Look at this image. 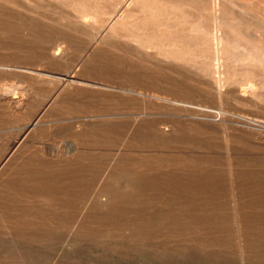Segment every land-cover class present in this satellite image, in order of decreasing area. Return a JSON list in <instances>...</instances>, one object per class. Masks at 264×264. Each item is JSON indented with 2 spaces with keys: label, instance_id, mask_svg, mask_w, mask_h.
Segmentation results:
<instances>
[{
  "label": "rangeland",
  "instance_id": "rangeland-1",
  "mask_svg": "<svg viewBox=\"0 0 264 264\" xmlns=\"http://www.w3.org/2000/svg\"><path fill=\"white\" fill-rule=\"evenodd\" d=\"M143 2L0 0V264H264V0Z\"/></svg>",
  "mask_w": 264,
  "mask_h": 264
},
{
  "label": "bare ground",
  "instance_id": "bare-ground-1",
  "mask_svg": "<svg viewBox=\"0 0 264 264\" xmlns=\"http://www.w3.org/2000/svg\"><path fill=\"white\" fill-rule=\"evenodd\" d=\"M136 2V0H134V3ZM149 2V1H148ZM144 3V2H143ZM145 3H147V0H146V2ZM144 3V4H145ZM212 3V2H211ZM79 4V3H78ZM125 4H126V2H125ZM129 4V3H128ZM136 4V3H135ZM133 6H136V5H133ZM146 6H148L147 4H146ZM151 6V5H150ZM137 7V6H136ZM136 7H133V8H136ZM139 7V6H138ZM149 7V6H148ZM170 7V6H169ZM172 7V6H171ZM211 7V6H210ZM219 7V6H218ZM125 8V7H124ZM149 8H151V7H149ZM154 8H155V6H154ZM127 9V8H126ZM139 9V8H138ZM138 9L136 8V10L135 11H137L138 12ZM145 9V8H144ZM207 9V8H206ZM210 9V8H209ZM211 9H212V7H211ZM140 10V9H139ZM146 10V9H145ZM150 10V9H149ZM152 10H153V7H152ZM152 10H150V11H152ZM157 10V9H156ZM171 10V9H170ZM213 10V15H214V20H215V33H214V35H213V37H214V41H212V42H214V54H213V60L215 61V63L214 64H216L215 66V71L213 72L214 73V75H215V78H216V84H217V86H218V88H219V91H218V94L217 95H219V101H221V100H223L222 99V96H223V90H222V88L224 87V61H225V57H224V55H223V51H224V49H223V46H222V37L220 36V15H219V10H221V9H219L218 10V8L214 5V8L212 9ZM123 11V10H122ZM142 11V10H141ZM150 11H149V13H150ZM154 11H155V9H154ZM119 12V11H118ZM121 12V11H120ZM136 12V14H140V13H137ZM143 12H147V11H144L143 10ZM156 12H158V11H155L153 14H157ZM163 12V11H162ZM166 11H164V13H165ZM221 12V11H220ZM114 13H115V11H114ZM126 13V12H125ZM159 13V12H158ZM210 13V12H209ZM223 13H224V11H223ZM113 14V13H112ZM118 14V16H119V13H117ZM134 14V13H133ZM142 14V13H141ZM140 14V15H141ZM162 13H159V15H161ZM168 14H170V13H168ZM173 14V13H172ZM178 14V13H177ZM90 15V14H89ZM114 15V14H113ZM135 15V14H134ZM164 15H166V14H164ZM171 15V14H170ZM174 15H175V13H174ZM180 15V14H179ZM117 16V15H116ZM123 16V15H122ZM128 16V15H127ZM130 17H131V15H129ZM128 16V17H129ZM167 16V15H166ZM181 16V15H180ZM38 17V16H37ZM36 17V18H37ZM85 17V16H84ZM89 17V16H88ZM115 17V16H114ZM179 17V16H178ZM95 18V17H94ZM111 18V17H110ZM109 18V19H110ZM127 18V17H126ZM132 18V17H131ZM180 18H182V17H180ZM45 19H47V18H45ZM45 19H43V21L45 20ZM91 19V18H90ZM96 19H97V17H96ZM117 19V18H116ZM115 19V20H116ZM179 19V18H178ZM49 21L51 20V19H48ZM112 20V19H111ZM123 20V19H122ZM184 20V19H183ZM225 20V19H224ZM47 21V20H46ZM53 21V20H52ZM51 21V22H52ZM78 21V20H77ZM161 21V20H160ZM193 21V20H192ZM192 21H190V22H192ZM45 22V21H44ZM43 22V23H44ZM56 22H58V21H56ZM94 22V21H93ZM92 22V23H93ZM97 22V21H96ZM99 22V21H98ZM98 22H97V24H98ZM46 23H48V25L50 26V24H49V22H46ZM45 23V24H46ZM72 23H73V21H72ZM75 23V22H74ZM108 23V22H107ZM195 23V22H194ZM222 23V22H221ZM55 24V23H54ZM81 24H82V22H81ZM116 24H117V22H116ZM129 24V23H128ZM162 24H164V23H162ZM166 24V23H165ZM224 24V23H223ZM63 25H65V24H63ZM91 25V24H90ZM105 24H103V26H104ZM169 26L170 25H172V24H168ZM197 25V24H196ZM53 26V25H52ZM93 26H94V24H93ZM102 26V25H101ZM108 26V25H107ZM112 26H113V24H112ZM111 26V27H112ZM133 26V25H132ZM147 26V25H146ZM162 26H164V25H162ZM165 26H167V25H165ZM173 26V25H172ZM199 26V25H198ZM200 26H202V25H200ZM67 27H68V25H67ZM105 27V26H104ZM153 28H154V26H152ZM175 27V26H174ZM191 26H189V28H190ZM79 28V27H78ZM88 28V27H87ZM92 28V27H91ZM94 28V27H93ZM97 28V27H96ZM148 28V27H147ZM146 27H145V29H147ZM172 28V27H171ZM202 28V27H201ZM200 28V29H201ZM76 29V28H75ZM104 29V28H103ZM137 29H139V28H137ZM170 29V28H169ZM194 29H196V28H194ZM198 29V28H197ZM208 29V28H207ZM213 29V28H212ZM96 30V29H95ZM110 30H111V28H110ZM199 30V29H198ZM203 30V29H202ZM79 31V30H78ZM92 31V30H91ZM98 31V30H97ZM99 31L101 32V30L99 29ZM200 31V30H199ZM209 31V30H208ZM79 32H81V31H79ZM116 32V31H115ZM206 33H207V31H205ZM78 33V32H77ZM81 33H83V32H81ZM80 33V34H81ZM96 33H98V32H96ZM117 33H119V32H117ZM84 34V33H83ZM94 34V33H93ZM108 34H111V33H108ZM113 34V33H112ZM120 34V33H119ZM202 34V33H201ZM96 35V34H95ZM115 35H117V34H115ZM122 35V34H121ZM124 35V34H123ZM123 35L121 36V38L123 37ZM178 35V34H177ZM189 35H192V34H189ZM197 35H199V34H197ZM81 36H84V35H81ZM93 36V35H92ZM92 36H91V38H92ZM125 36H126V34H125ZM162 36V35H161ZM160 35H159V37H161ZM167 35H165V37H166ZM181 36H184V35H181ZM188 36V35H187ZM88 37V36H87ZM94 37V36H93ZM103 37V36H102ZM120 37V36H119ZM128 37H130V36H128ZM154 37H156V36H154ZM204 37V36H203ZM89 38V37H88ZM101 38V37H100ZM123 38H125V37H123ZM132 37H130V39H131ZM227 38V37H226ZM85 39V38H84ZM99 39V38H98ZM104 39V38H103ZM129 39V38H128ZM133 39V38H132ZM131 39V40H132ZM137 39V38H136ZM206 39V38H205ZM205 39L204 40H200V42L201 41H205ZM64 40V39H63ZM62 40V41H63ZM67 40V39H66ZM88 39L86 38V40L85 41H87ZM101 41H102V39H100ZM224 40V39H223ZM82 41H83V39H82ZM84 41V42H85ZM96 41V40H95ZM99 41V40H98ZM149 41V40H148ZM150 41H152V40H150ZM227 41V40H226ZM225 41V42H226ZM68 42V41H67ZM89 42H91V41H89ZM88 42V43H89ZM97 42V41H96ZM95 42V43H96ZM104 42V44H106V41H103ZM175 41H173V43H174ZM54 43H56V42H54ZM62 43L63 42H60V44L62 45ZM69 43V42H68ZM101 43V42H100ZM99 43V44H100ZM165 43H167V42H165ZM178 43H180V42H178ZM197 43H199V42H197ZM52 44V43H51ZM80 44H83V43H80ZM86 44V43H85ZM92 44V43H91ZM109 44V43H108ZM136 44V43H135ZM206 44V43H205ZM224 44V43H223ZM60 45V46H61ZM103 45V44H102ZM101 45V46H102ZM138 45V44H137ZM156 45V44H155ZM154 45V46H155ZM164 45V44H163ZM175 45V44H174ZM186 45V44H185ZM188 45V44H187ZM194 45H197V44H194ZM193 45V46H194ZM226 45H228V46H230L229 44H226ZM234 45V44H233ZM83 46V45H82ZM99 46V45H98ZM112 46H114V45H112ZM141 46L142 45H140V46H138V47H140L141 48ZM153 46V47H154ZM156 46H158V44L156 45ZM155 46V47H156ZM191 46H192V44H191ZM190 46V47H191ZM198 46H200V45H198ZM209 46V45H208ZM207 46V47H208ZM239 46V45H238ZM58 47H59V45H58ZM70 47H71V45H70ZM79 47H80V45H79ZM143 47V46H142ZM186 47V46H185ZM211 47V46H210ZM226 47V46H225ZM234 47V46H233ZM240 47H242V46H240ZM72 48V47H71ZM82 48V47H81ZM85 48V47H84ZM56 49V48H55ZM83 49V48H82ZM156 49H157V47H156ZM208 49H210L209 47H208ZM213 49V48H212ZM235 49V48H234ZM238 49V48H237ZM53 50V49H52ZM85 50V49H84ZM151 50H152V47H151ZM125 51V50H124ZM231 51H232V49H231ZM236 51V50H235ZM72 52V51H71ZM184 52H185V50H184ZM178 53V55H179V52H177ZM186 53V52H185ZM51 54H53V56L56 58V57H58V58H60L59 60H62V58H66L69 54H70V48L69 47H61L57 52H53V53H51ZM122 54V53H121ZM124 54V53H123ZM182 54V53H181ZM180 54V55H181ZM184 54V53H183ZM182 54V55H183ZM186 54H188V53H186ZM71 55V54H70ZM177 55V54H176ZM243 55V54H242ZM249 55V54H248ZM247 55V56H248ZM155 56V55H154ZM195 56V55H194ZM196 56H199V55H196ZM202 56V55H201ZM231 56V55H230ZM81 57V56H80ZM200 57V56H199ZM210 57V56H209ZM52 57H47V59L48 60H50ZM82 58V57H81ZM131 58V57H130ZM160 58H162V57H160ZM202 58V57H201ZM210 58H212V57H210ZM240 58V57H239ZM252 58H253V56H252ZM53 59V58H52ZM124 59V58H123ZM165 59V58H164ZM236 59V58H235ZM82 60V59H81ZM122 60V59H121ZM120 60V61H121ZM167 60V59H166ZM170 60V59H169ZM181 60V59H180ZM180 60L179 59H177V62L179 61L180 62ZM213 60H211V61H213ZM238 60V59H237ZM253 60H255V59H253ZM53 62L54 61H57V60H52ZM64 61V60H63ZM123 61V60H122ZM129 61V60H128ZM171 61V60H170ZM213 61V62H214ZM236 61V60H235ZM64 62H67V61H64ZM79 62H80V60H79ZM69 63V62H68ZM81 63V62H80ZM130 62H128V64H129ZM126 64V63H125ZM177 64H180V63H177ZM186 64V63H185ZM22 65V64H21ZM24 65H26L27 66V64H24ZM23 65V66H24ZM31 65V64H30ZM124 65V64H123ZM184 65V64H183ZM237 65V64H236ZM264 65V64H263ZM29 66V65H28ZM177 66V65H176ZM8 67V66H7ZM13 67V66H12ZM34 67V66H33ZM36 67V66H35ZM128 67V66H127ZM155 67V66H154ZM174 67V66H173ZM178 67V66H177ZM9 68V67H8ZM11 68V67H10ZM120 68H122V66L120 67ZM28 69V68H27ZM26 69V71H29V70H27ZM32 68H30V70H31ZM35 69V68H34ZM33 69V70H34ZM131 69V68H130ZM130 69H128L127 68V70L128 71H130ZM155 69V68H154ZM157 69H158V67H157ZM157 69H155V70H157ZM194 69H196V68H194ZM201 69V68H200ZM199 68H197L196 70H200ZM18 70H20V72L22 73V70L21 69H19L18 68ZM122 70H124V69H122ZM126 70V69H125ZM132 70V69H131ZM173 70V69H172ZM182 70H183V68H182ZM202 70H204V69H202ZM39 71V70H38ZM119 71H120V69H119ZM30 72V71H29ZM28 72V73H29ZM35 72V71H34ZM33 71H32V73H34ZM40 72H41V70H40ZM43 72V71H42ZM46 72V71H45ZM207 72H208V70H207ZM36 73V72H35ZM174 73V72H173ZM213 73H210V74H213ZM50 74V73H49ZM138 75L137 73H134V75ZM179 74V73H178ZM30 75V74H29ZM44 76L45 75H47V74H43ZM132 75V74H131ZM143 75V74H142ZM142 75H140V76H142ZM171 75V74H170ZM174 75H175V73H174ZM207 76H208V74H206ZM33 76V75H32ZM36 76H38L37 74H36ZM68 76V75H67ZM119 76H121L120 74H119ZM140 76L138 75V77H137V79L139 80V79H141L140 78ZM202 76H205L204 74H202ZM213 76V75H212ZM35 77V76H34ZM42 77V76H41ZM49 77V76H48ZM66 77V76H65ZM122 78H123V76H121ZM120 77V78H121ZM133 77H135V76H133ZM146 77V76H145ZM145 77H142V78H145ZM176 77V76H175ZM238 77V76H237ZM43 78V77H42ZM41 78V79H42ZM69 78V77H68ZM127 78V77H126ZM130 78V77H129ZM39 79V78H38ZM61 79H62V77H61ZM64 79V78H63ZM66 79V78H65ZM72 79V78H71ZM79 79V78H78ZM83 79V78H82ZM124 79H125V75H124ZM133 79V78H132ZM73 80V79H72ZM86 80V79H85ZM126 80V79H125ZM134 80V79H133ZM62 81H64V80H62ZM65 81H67V79L65 80ZM64 81V82H65ZM87 81V80H86ZM85 81V82H86ZM126 81H128V80H126ZM139 81H141V80H139ZM166 81H169V80H166ZM172 81V80H171ZM175 81H178V80H175ZM175 81L173 80L172 82H174L175 83ZM182 81V80H181ZM180 81V82H181ZM81 82V81H80ZM83 82V81H82ZM81 82V83H82ZM160 82V81H159ZM159 82H158V84H159ZM10 83V82H9ZM68 83V82H67ZM88 83V82H87ZM127 83V82H126ZM170 83V82H169ZM174 83H173V85H174ZM249 84H247V86L245 85V84H243V85H245L246 87H244L246 90H253L254 91V89L255 88H257V87H255V85L253 84V83H251V82H248ZM59 84V83H58ZM135 84V83H134ZM137 84V83H136ZM164 84H166V83H164ZM163 84V85H164ZM171 84V83H170ZM169 84V85H170ZM9 85V84H8ZM65 85H66V83H65ZM90 85V84H89ZM95 85L96 86H98L96 83H95ZM179 85H181L180 87H184V85L182 86V84H179ZM233 85V84H232ZM2 86H4V85H2ZM13 86H15V85H13ZM26 85H24V87H25ZM29 86V85H28ZM92 86V85H91ZM136 86V85H135ZM134 86V87H135ZM137 86H138V84H137ZM159 86H161V85H159ZM171 86V85H170ZM175 86H177L178 87V85L176 84ZM5 87V86H4ZM27 87V86H26ZM60 87V86H59ZM62 87V86H61ZM82 88L83 87H85V86H81ZM89 87V86H88ZM140 87V86H139ZM163 87V86H162ZM226 87H227V85H226ZM136 88V87H135ZM142 88H144V87H142ZM168 88H169V86H168ZM173 88H175L174 86H173ZM207 88V87H206ZM239 88H242V87H239ZM11 89H15V88H11ZM8 86H7V88L5 87V88H3V87H0V97L1 98H4L5 97V94L7 93V94H11L12 92L11 91H13V90H11ZM25 89V92H26V95H28L29 96V98H30V95H32V92H30L29 91V89L28 88H24ZM33 89V88H32ZM122 89V88H121ZM163 89V88H162ZM165 89V88H164ZM202 89V88H201ZM217 89V88H216ZM16 90H18V89H16ZM56 90H58L59 91V89H57L56 88ZM63 90V89H62ZM117 90V89H116ZM119 90V89H118ZM124 90H126V89H124ZM148 90V89H147ZM173 91H174V89H172ZM171 90V91H172ZM185 90V89H184ZM184 90H181V91H184ZM241 90V89H240ZM257 90V89H256ZM20 91H21V89H20ZM20 91H19V93H20ZM131 91H133V90H131ZM145 91V90H144ZM169 91V90H168ZM178 91H180V90H178ZM225 91V90H224ZM244 91V90H243ZM11 92V93H10ZM18 92V91H17ZM22 92V91H21ZM57 92V91H56ZM61 92V91H60ZM120 92H122V90L120 91ZM193 92V91H192ZM191 92V93H192ZM204 92H205V90H204ZM210 92H211V90H210ZM14 93H15V90H14ZM34 93V92H33ZM131 93V92H130ZM135 93H137L136 91H135ZM170 93V92H169ZM180 93V92H179ZM188 93V92H187ZM225 93H227L226 91H225ZM249 93V92H248ZM25 94V93H24ZM59 94V93H58ZM62 94V93H61ZM134 94V93H133ZM159 94V93H158ZM164 94V93H163ZM172 94V93H171ZM175 94V93H174ZM174 94L172 95V96H174ZM205 93H203V95H204ZM21 95V94H20ZM144 95V94H143ZM167 95V94H166ZM216 95V96H217ZM10 96V95H9ZM16 96V95H15ZM32 96H34V95H32ZM58 96V95H57ZM128 96H130V95H128ZM146 96V95H145ZM169 96V95H168ZM14 97V96H13ZM12 96H11V98H13ZM144 97V96H143ZM163 97V96H162ZM205 97V96H204ZM213 97H214V95H213ZM224 97V96H223ZM240 97V96H239ZM250 97V96H249ZM254 97V96H253ZM1 98H0V101H1ZM6 98V97H5ZM4 98V99H5ZM18 98V97H17ZM21 98V97H20ZM20 98L19 99H17L18 101L20 100ZM23 98H25L26 99V97H24L23 96ZM32 98V97H31ZM56 98V97H55ZM179 98V97H178ZM3 99V100H4ZM14 99V98H13ZM28 99V98H27ZM58 99H60V98H58ZM57 99V100H58ZM158 99V98H157ZM160 99V98H159ZM173 99V98H172ZM183 99V98H182ZM16 100V99H15ZM15 100L13 101H9L11 104H18L19 105V107H21L22 106V103H23V99L22 100H20L18 103L17 102H15ZM50 100V99H49ZM162 100V99H161ZM165 100V99H164ZM6 101H7V99H6ZM59 101V100H58ZM176 101V100H175ZM177 101H179V100H177ZM210 101V100H209ZM143 102H145V101H143ZM164 102V101H163ZM183 102V101H182ZM206 102V101H205ZM1 103V102H0ZM31 103H32V99H31ZM160 103V102H159ZM175 103V102H174ZM179 103V102H178ZM181 103V102H180ZM186 103V102H185ZM24 104V103H23ZM154 104V103H153ZM158 104V103H157ZM161 104V103H160ZM167 104H168V102H167ZM188 104H189V102H188ZM4 105V103L2 104V106ZM17 105V106H18ZM24 105H26V104H24ZM156 105V104H155ZM183 105V104H182ZM186 105V104H185ZM191 104H189V106H190ZM192 105H194V104H192ZM220 105H221V103H220ZM0 106H1V104H0ZM160 106V105H159ZM4 107H5V105H4ZM12 107V106H11ZM18 107V108H19ZM23 107V106H22ZM51 107V106H50ZM179 107V106H178ZM204 107V106H203ZM220 107H222V105L220 106ZM14 108H16V106H14ZM177 108V107H176ZM12 109H13V107H12ZM11 109V110H12ZM20 109V108H19ZM23 109V108H22ZM25 109V108H24ZM214 109V108H213ZM11 110H9V111H11ZM220 110V109H219ZM215 111V110H214ZM221 111V110H220ZM14 113V112H13ZM221 114H222V111H221ZM219 116V115H218ZM250 117V116H249ZM198 118V117H197ZM216 120H217V118H215ZM255 119H256V117H255ZM260 119V118H259ZM84 119H82V121H83ZM142 120H144V119H142ZM146 120V119H145ZM148 120V119H147ZM152 120V119H151ZM138 121V120H137ZM230 121V120H229ZM238 121V120H237ZM253 121L254 120H252V123H253ZM34 122V121H33ZM37 122H39V121H37ZM139 122H141V121H138V123ZM207 122V121H206ZM224 122V121H223ZM257 122V121H256ZM82 123V122H81ZM226 123V122H225ZM225 123H223V124H225ZM251 123V122H250ZM86 123H84V125H85ZM143 124V123H142ZM213 124V123H212ZM232 124H233V121H232ZM256 124V123H255ZM257 124H260V123H257ZM28 126H29V124H27ZM33 125V124H32ZM81 125H83V123L81 124ZM83 125V126H84ZM136 125V124H135ZM141 125V124H140ZM144 125H146V124H144ZM226 125V124H225ZM82 126V127H83ZM137 126H138V124H137ZM147 126V125H146ZM252 126V125H251ZM25 127H26V125H25ZM81 127V126H80ZM86 127V126H85ZM84 127V128H85ZM134 127V126H133ZM142 127V126H141ZM141 127H139V129H141ZM150 127V126H149ZM148 127V128H149ZM135 129H137L136 128V126L134 127ZM144 128H147V127H144ZM167 128V127H166ZM83 129V128H82ZM86 129V128H85ZM225 129H227V127L225 126ZM82 153V152H81ZM4 167V166H3ZM5 169V168H4ZM8 169V168H7ZM7 169H5L6 171H7ZM22 169V168H21ZM20 169V170H21ZM16 170V169H15ZM18 170V169H17ZM61 170V169H60ZM29 171V170H28ZM36 171V170H35ZM9 172V171H8ZM37 172V171H36ZM47 172V171H46ZM232 173V172H231ZM234 173V172H233ZM4 174V173H3ZM2 174V175H3ZM17 174H18V172H17ZM8 175V174H7ZM18 175H21L20 173L18 174ZM49 175H50V173H49ZM234 175H235V173H234ZM28 177V176H27ZM33 177H34V175H33ZM235 177V176H234ZM233 183V182H232ZM234 186V185H233ZM236 189V188H235ZM238 190V189H237ZM237 192V194H239L238 193V191H236ZM232 193V192H231ZM235 193V192H234ZM234 193H232V194H234ZM237 194H235V196L237 195ZM102 196V195H101ZM238 196V195H237ZM236 196V197H237ZM235 197V198H236ZM239 197V196H238ZM101 198V197H100ZM107 198V197H106ZM106 198H105V200H106ZM103 199V198H102ZM239 199V198H238ZM236 200V201H238L239 202V200ZM101 200V199H100ZM113 200V199H112ZM101 202V201H100ZM106 202V201H105ZM233 202V201H232ZM238 202L236 203L237 204V206H238ZM235 203V202H234ZM108 204H109V202H108ZM87 206V205H86ZM238 208V207H237ZM239 210V209H238ZM238 210L234 213L235 215H236V223H237V232H238V236L235 234V236H237L238 237V245H237V247L239 248V255H240V262H241V264H247V256H246V254H245V249H244V240H243V236H242V231L241 230H243V229H241L240 228V222L241 221H239V214H241V213H239L238 214ZM234 215V216H235ZM1 218H2V216H1ZM235 218V217H234ZM241 219V218H240ZM241 225H242V223H241ZM242 227V226H241ZM244 232V231H243ZM235 233H236V231H235ZM236 237V238H237ZM244 238H245V236H244ZM237 240V239H236ZM247 244V243H246ZM245 244V245H246ZM15 247V246H14ZM248 247V246H247ZM17 248V247H16ZM237 248V249H238ZM17 250V249H16ZM21 250H23V249H21ZM19 251V250H18ZM247 251V250H246ZM250 256V255H249ZM24 259V258H23ZM22 259V260H23ZM253 260V259H252ZM23 262H24V260H23ZM254 263V262H253Z\"/></svg>",
  "mask_w": 264,
  "mask_h": 264
}]
</instances>
